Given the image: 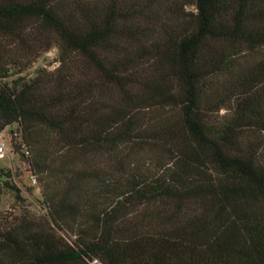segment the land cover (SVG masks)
<instances>
[{
  "label": "trees",
  "instance_id": "16d2710c",
  "mask_svg": "<svg viewBox=\"0 0 264 264\" xmlns=\"http://www.w3.org/2000/svg\"><path fill=\"white\" fill-rule=\"evenodd\" d=\"M3 131L0 264H264V0H0Z\"/></svg>",
  "mask_w": 264,
  "mask_h": 264
},
{
  "label": "rangeland",
  "instance_id": "374dc122",
  "mask_svg": "<svg viewBox=\"0 0 264 264\" xmlns=\"http://www.w3.org/2000/svg\"><path fill=\"white\" fill-rule=\"evenodd\" d=\"M57 49L55 47L48 50L40 56L22 75L28 77L33 75V72L38 67L53 68L56 64ZM0 168L9 169L13 175L12 180L20 189V199L14 197L12 192L6 191L0 197V214L8 213L9 211L17 210L20 206L26 207L35 213H43L45 206L42 203L40 188L31 180L28 169L19 160V157L14 154L7 155L0 159Z\"/></svg>",
  "mask_w": 264,
  "mask_h": 264
},
{
  "label": "built area",
  "instance_id": "2783aa9c",
  "mask_svg": "<svg viewBox=\"0 0 264 264\" xmlns=\"http://www.w3.org/2000/svg\"><path fill=\"white\" fill-rule=\"evenodd\" d=\"M12 154L11 147L9 143V137L5 131L0 133V159L6 157L7 155ZM31 176V180L36 182V179L33 175Z\"/></svg>",
  "mask_w": 264,
  "mask_h": 264
}]
</instances>
